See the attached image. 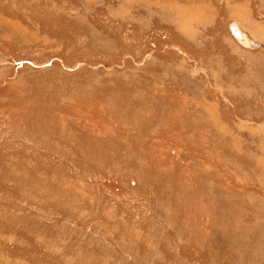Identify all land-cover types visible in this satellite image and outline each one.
<instances>
[{
    "label": "rangeland",
    "instance_id": "rangeland-1",
    "mask_svg": "<svg viewBox=\"0 0 264 264\" xmlns=\"http://www.w3.org/2000/svg\"><path fill=\"white\" fill-rule=\"evenodd\" d=\"M0 264H264V0H0Z\"/></svg>",
    "mask_w": 264,
    "mask_h": 264
},
{
    "label": "water",
    "instance_id": "water-1",
    "mask_svg": "<svg viewBox=\"0 0 264 264\" xmlns=\"http://www.w3.org/2000/svg\"><path fill=\"white\" fill-rule=\"evenodd\" d=\"M231 30L233 32V35L240 41L242 42H247L248 44H250L251 46H257L256 43L251 42L247 39V37L242 33V31L238 28L237 25H234L231 27Z\"/></svg>",
    "mask_w": 264,
    "mask_h": 264
}]
</instances>
